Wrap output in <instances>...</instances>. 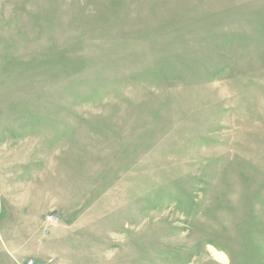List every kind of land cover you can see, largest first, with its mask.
Segmentation results:
<instances>
[{
  "label": "rangeland",
  "instance_id": "1",
  "mask_svg": "<svg viewBox=\"0 0 264 264\" xmlns=\"http://www.w3.org/2000/svg\"><path fill=\"white\" fill-rule=\"evenodd\" d=\"M0 264H264V0H0Z\"/></svg>",
  "mask_w": 264,
  "mask_h": 264
}]
</instances>
